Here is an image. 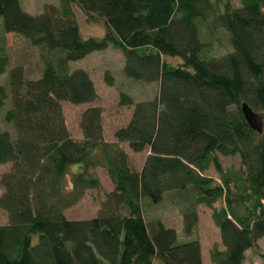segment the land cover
I'll list each match as a JSON object with an SVG mask.
<instances>
[{
    "label": "trees",
    "instance_id": "obj_1",
    "mask_svg": "<svg viewBox=\"0 0 264 264\" xmlns=\"http://www.w3.org/2000/svg\"><path fill=\"white\" fill-rule=\"evenodd\" d=\"M220 2L58 0L32 14L19 0H0L2 31L35 46L42 65L36 78L15 65L7 71L8 88L0 83V106L9 99L2 120L15 134L0 129V163H10L0 177L7 216L0 264H201L197 203L211 207L223 245L212 250L213 263L242 264L245 250L264 235V0L239 6L224 0L217 10ZM73 4L86 19L102 21L101 35L81 34ZM201 25L224 28L231 48L204 56ZM108 45L122 52L123 74L156 81V94L134 101L119 93L118 102L132 109L110 141L102 136L100 106L88 105L79 116L81 138L74 139L61 100L86 103L97 93L87 70L69 62ZM7 63L0 44V74ZM103 76L111 84L108 71ZM241 101L261 111L260 133L245 122ZM121 142L147 150L139 169ZM219 154L238 155V169H224ZM210 165L219 183L203 174ZM95 166L105 168L113 188L95 216L66 218V207L99 186ZM165 191L179 203L180 232L144 219L142 199ZM217 199L223 205L215 208Z\"/></svg>",
    "mask_w": 264,
    "mask_h": 264
},
{
    "label": "rangeland",
    "instance_id": "obj_2",
    "mask_svg": "<svg viewBox=\"0 0 264 264\" xmlns=\"http://www.w3.org/2000/svg\"><path fill=\"white\" fill-rule=\"evenodd\" d=\"M213 1V0H212ZM219 3L217 10L222 9V2ZM230 5L239 6L240 0H228ZM20 6L25 11L35 14L42 11L45 4H58V0H19ZM75 19L79 25V30L83 36L86 35H101L104 31L102 21L93 16L91 19H86L84 14L76 5H72ZM210 16L207 17L205 24H208ZM201 38L206 42L203 50V55L208 57L228 51L230 43H227V34L224 28H214L211 31L206 25L200 26ZM225 30V31H224ZM0 44L8 57L6 71L0 74V83L8 88L7 71L15 65H20L25 78H36L41 69V60L38 56V50L31 45L24 37L14 32H3L0 17ZM201 55V56H203ZM171 63H179L178 57H163ZM123 54L117 49L108 45L101 50H93L83 58L69 62V67H83L87 70L96 90L97 96L91 102L74 104L67 100H61V108L64 117L65 125L74 139L81 138V131L78 125L81 111L88 105L100 106V120L102 126V136L105 140H114L113 130L126 124L129 119L132 105L120 104L118 102L119 93L126 92L134 101L145 100L152 98L157 91V82H145L126 77L122 72ZM108 71L112 82L108 84L104 79V72ZM4 82V83H3ZM9 105V99L6 97L2 106H0V129L9 128L11 138H14V129L10 121H4L3 113ZM256 111L261 112L259 109ZM120 145L127 152L128 162L134 169H139L143 159L147 153L146 149L141 151H132L128 148L125 142ZM221 166L224 169H238L240 166L239 156L233 155H218ZM10 167L9 162L0 163V177ZM99 181V186L87 188L82 196L72 205L63 210L64 216L68 219H84L95 216L98 213L101 202L104 199L105 193L113 188L108 174L104 167L95 166L91 169ZM203 174L213 178L215 183H219V175L210 165ZM3 187L0 183V194ZM174 196L170 191L162 192L160 195L149 198L145 197L141 201L143 216L146 221L160 219L165 226H172L178 232L182 226V216L179 210V203L174 200ZM223 205L220 199L215 200L212 206L218 208ZM197 212L196 232L200 244L201 264H214L210 258L213 249H222L223 245L220 242L219 231L217 226L211 219V207L203 203L195 205ZM242 211V207L238 208ZM7 222L6 212L0 209V224ZM181 237V234L179 235ZM182 238V237H181ZM153 264H161L157 259L153 260ZM242 264H264V235L257 240L256 247L247 248L244 252V260Z\"/></svg>",
    "mask_w": 264,
    "mask_h": 264
},
{
    "label": "water",
    "instance_id": "obj_3",
    "mask_svg": "<svg viewBox=\"0 0 264 264\" xmlns=\"http://www.w3.org/2000/svg\"><path fill=\"white\" fill-rule=\"evenodd\" d=\"M240 110L244 117L245 122L248 126L260 133L263 128V115L261 112L254 110L250 105L245 101H241Z\"/></svg>",
    "mask_w": 264,
    "mask_h": 264
}]
</instances>
